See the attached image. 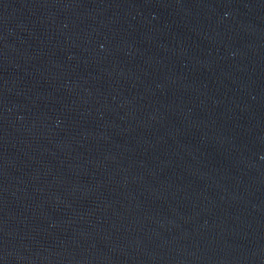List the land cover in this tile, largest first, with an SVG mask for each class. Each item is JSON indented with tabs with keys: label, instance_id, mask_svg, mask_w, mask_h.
Instances as JSON below:
<instances>
[{
	"label": "water",
	"instance_id": "1",
	"mask_svg": "<svg viewBox=\"0 0 264 264\" xmlns=\"http://www.w3.org/2000/svg\"><path fill=\"white\" fill-rule=\"evenodd\" d=\"M0 264H264V0H0Z\"/></svg>",
	"mask_w": 264,
	"mask_h": 264
}]
</instances>
